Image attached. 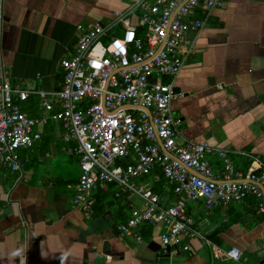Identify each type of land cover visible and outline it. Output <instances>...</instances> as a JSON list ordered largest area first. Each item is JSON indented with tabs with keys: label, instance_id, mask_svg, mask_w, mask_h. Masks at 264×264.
Here are the masks:
<instances>
[{
	"label": "crops",
	"instance_id": "crops-1",
	"mask_svg": "<svg viewBox=\"0 0 264 264\" xmlns=\"http://www.w3.org/2000/svg\"><path fill=\"white\" fill-rule=\"evenodd\" d=\"M0 1V82L48 92L59 89L61 61L77 47V26L109 25L132 2ZM181 53L185 65L172 104L180 141L228 152L234 181L264 172V0H232L214 10L202 30L187 34ZM23 109L34 118L43 114L36 98ZM74 147L52 123L34 151L22 152L21 177L0 175V264H156L157 251L165 252L164 225L143 226L142 241L118 236L132 211L145 209L140 198L112 194L103 213L91 218L73 207L82 173ZM209 161L217 181L225 182L223 160L215 154ZM145 179L138 182L160 195L163 206L176 202L159 170ZM187 213L209 243L185 237L191 251L170 247L171 264H264V216L254 198L210 213L205 202H192ZM233 247L242 250V262L217 256L216 249Z\"/></svg>",
	"mask_w": 264,
	"mask_h": 264
},
{
	"label": "built area",
	"instance_id": "built-area-1",
	"mask_svg": "<svg viewBox=\"0 0 264 264\" xmlns=\"http://www.w3.org/2000/svg\"><path fill=\"white\" fill-rule=\"evenodd\" d=\"M231 1L132 0L127 9L114 13L109 25L77 26V47L61 61L58 90L1 81L0 175L7 171L21 177L22 152L34 151L46 128L55 123L63 130L64 143L74 144L73 152L79 157L82 173L72 199L74 208L93 217L96 195L103 185L113 187L116 200L135 196L144 202L145 209L133 210L118 227L122 239L142 241L143 226L164 225L161 244L165 252L170 247L191 251L183 243L185 237L209 243L187 213L188 204L198 201L205 202L210 213L218 205L254 198L264 216V192L258 186L264 187V172L233 182L236 172L228 152L180 141V121L172 110L175 81L185 65L181 47L187 34L202 30L211 13ZM31 98L39 100L43 110L39 117L23 109ZM215 154L225 164V182L217 181L210 164L209 156ZM157 170L177 198L169 207L161 204L160 195L138 182ZM216 253L236 263L244 257L237 247L226 252L216 249Z\"/></svg>",
	"mask_w": 264,
	"mask_h": 264
},
{
	"label": "trees",
	"instance_id": "trees-1",
	"mask_svg": "<svg viewBox=\"0 0 264 264\" xmlns=\"http://www.w3.org/2000/svg\"><path fill=\"white\" fill-rule=\"evenodd\" d=\"M59 182L62 183L61 181ZM162 186L163 184L161 185V187ZM58 192L60 191L58 190ZM112 194H113L112 186L103 185L100 187V190L96 195V200L94 205V211H95L94 215H99L103 213L104 203L112 196Z\"/></svg>",
	"mask_w": 264,
	"mask_h": 264
},
{
	"label": "water",
	"instance_id": "water-1",
	"mask_svg": "<svg viewBox=\"0 0 264 264\" xmlns=\"http://www.w3.org/2000/svg\"><path fill=\"white\" fill-rule=\"evenodd\" d=\"M175 17V16H174ZM174 19V18H173ZM149 115H151V112L148 111ZM160 145L162 146V142L159 141ZM191 173L197 175L194 171H190ZM235 182V181H233ZM237 182V181H236ZM258 186L261 188V190L264 192V187L260 184ZM174 254L170 251V249H167L166 252H161V250L157 251V256H156V264H171V259Z\"/></svg>",
	"mask_w": 264,
	"mask_h": 264
},
{
	"label": "rangeland",
	"instance_id": "rangeland-1",
	"mask_svg": "<svg viewBox=\"0 0 264 264\" xmlns=\"http://www.w3.org/2000/svg\"><path fill=\"white\" fill-rule=\"evenodd\" d=\"M147 181H148V179H145V180L142 181V183L144 184V183H146Z\"/></svg>",
	"mask_w": 264,
	"mask_h": 264
}]
</instances>
